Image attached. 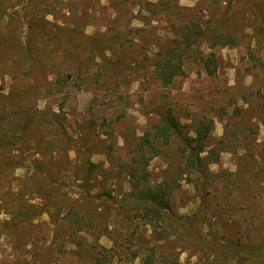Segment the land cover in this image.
<instances>
[{"label": "rangeland", "instance_id": "obj_1", "mask_svg": "<svg viewBox=\"0 0 264 264\" xmlns=\"http://www.w3.org/2000/svg\"><path fill=\"white\" fill-rule=\"evenodd\" d=\"M21 1L0 0V264H78L50 244L44 212L61 219L71 208L103 233L111 264H142L128 262L133 245L161 237L168 264H237L227 244L264 239V0ZM197 27L196 54L162 84L153 59ZM169 111L190 137L199 121L212 130L203 173L185 166L176 142L144 166L148 185L170 186L165 231L131 208L124 167Z\"/></svg>", "mask_w": 264, "mask_h": 264}, {"label": "trees", "instance_id": "obj_2", "mask_svg": "<svg viewBox=\"0 0 264 264\" xmlns=\"http://www.w3.org/2000/svg\"><path fill=\"white\" fill-rule=\"evenodd\" d=\"M28 1L29 0L21 1L18 6H27ZM181 34L180 40L174 41L175 46L173 48L168 49L164 55L158 56V58L153 59L152 61L154 63V75L164 85L171 83L178 75L183 74V65L186 55L190 57L191 55L193 56L196 54L194 45L201 37V31L199 28L197 27L194 32H191L188 36L183 35V32ZM192 38H194L193 41ZM230 44L232 43L227 41L222 46H230ZM196 58L198 57L196 56ZM185 128L186 127L179 124L175 115H172L169 111L166 116L161 117L149 132L140 138V143L135 146L136 152L139 154L137 161H133V165H130L129 167L128 165L124 167L127 169H125V172L130 178V185L132 188L131 193L126 196L131 199V202L133 201L131 208H133L135 213H137L149 226H154L159 223L164 224L165 231H169L174 226V222L166 217V212L170 209L168 197L170 194V186L168 184H165L163 187H152L148 185L144 166L153 156L161 151V148L168 146L172 142H176L178 143L176 146V152L185 163V166L189 167L191 170L195 169L196 172L203 173L205 170L202 172L199 171V168L202 169L201 166L204 161V158L201 157V155L207 148L206 142L212 130V122L199 121L197 125L194 126L191 137L188 133L183 131ZM156 143L157 145L155 146ZM158 146H161V148ZM146 147L153 153L151 157L146 158L143 155V150ZM216 161L217 157H215L212 162ZM85 165H91V163L86 159ZM91 172L92 171L88 170L86 176H89ZM193 186L200 190L201 186L196 187L195 184ZM171 188H173V186H171ZM80 191V195L85 198L84 201L93 205L99 204L100 197L98 195H89L90 193H88L87 190L84 192L81 189ZM52 193L53 192L51 191L49 194L42 195L41 198L45 201L47 199L49 202L50 198L54 197ZM61 195L62 193L57 192V200L58 196L61 197ZM126 200L129 201L128 199ZM202 202H204V200H202ZM52 205L53 204H49L48 206ZM126 206L129 207V205ZM44 212L50 217H53L51 224L54 227V230L50 244L59 246L57 249L58 254L61 256H71L76 259L78 264L112 263L114 256L113 254L111 255V252H113L114 249L103 251L104 249L99 245V239H101L103 233H92L93 231L90 230L93 227H88L89 225L84 214L73 212L71 208L61 219H59L58 212H56L55 215H51L48 211ZM129 218V216H122L121 221H128ZM31 223H25V221H22L20 225L22 226ZM7 225L8 223H4L5 229H7L6 227L10 229V226ZM119 238L120 236L116 235L112 240L117 244ZM163 238L164 237H161V239H157L154 242L152 241V243L148 242L144 247L143 245H133L134 250L130 252L128 262L130 263L141 258L142 264H160L161 260H164L165 264H168V257L163 253H158L160 247L156 244V241L163 240ZM196 239L203 242L202 238L197 237ZM214 243H216L214 236H210L208 244L213 245ZM227 245L233 247L232 251H225L227 261L231 258L233 261L237 262V264H247L254 260L264 259V239L249 245L242 243H229ZM115 254H117L116 251Z\"/></svg>", "mask_w": 264, "mask_h": 264}]
</instances>
